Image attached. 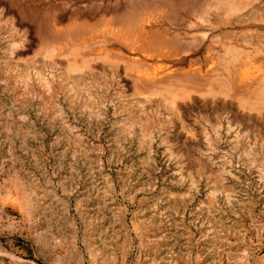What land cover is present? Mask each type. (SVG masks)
Returning <instances> with one entry per match:
<instances>
[{
    "label": "rangeland",
    "instance_id": "374dc122",
    "mask_svg": "<svg viewBox=\"0 0 264 264\" xmlns=\"http://www.w3.org/2000/svg\"><path fill=\"white\" fill-rule=\"evenodd\" d=\"M220 1L0 0V264H264V0Z\"/></svg>",
    "mask_w": 264,
    "mask_h": 264
},
{
    "label": "bare ground",
    "instance_id": "6f19581e",
    "mask_svg": "<svg viewBox=\"0 0 264 264\" xmlns=\"http://www.w3.org/2000/svg\"><path fill=\"white\" fill-rule=\"evenodd\" d=\"M220 2L222 3L221 6L223 7V11H224V13L226 15H230V14L234 15V14L238 13L240 11L241 7H242L241 4L240 3H237V2H235V3H229V2H227V0L226 1L225 0L223 1L222 0ZM10 29H11V32H13L15 30L14 25L11 26ZM57 49H58L57 46L49 45L48 46V51H49L48 53L51 54L52 56H54V54L57 51ZM86 65H87L86 62L78 63L77 62V58H75L74 61H71V62H69L67 64V72L68 73H71V74L78 73L84 67H86ZM206 84H208V86H206L207 87L206 90H203V87L204 86L201 89H191V90L187 89L185 86L183 88L172 87L171 89L164 90L163 91V94H167L168 95V97H169V99L171 101L170 104L172 105L173 109L176 108L177 104L180 101L185 100L186 98H189L192 94L199 95L200 97L209 96V97H212V98H216L218 96L227 97V94L228 93L229 94H232V89L229 86V84H228V82H227L226 79L225 80L220 79L215 84L212 83V82L211 83H206ZM48 89L51 90V91L53 90V93H54V89H53L52 85L49 84L48 85ZM30 91L32 92L34 90H32V88H30ZM158 93H160V92H157L155 94H158ZM51 96L54 97V94L53 95H50V97ZM74 98H71V102L72 103L74 101H76V99H74ZM239 100L241 101V105H242L243 108L246 107V106H250L251 108H253L255 110H263L264 109V84L256 92V94L254 95L253 98L246 99L245 97H241V98H239ZM56 110H58V108ZM141 118H140V116L135 115V113H133L132 115H130V117H128V119H127L128 120L127 123H125V126H126L125 129L129 131L130 128L135 127V126L138 125V127L141 128V133L143 134V140L150 139L151 133H152L151 131L152 130H151L150 124L148 123L149 121L148 122H145L146 120L143 121V119H141ZM13 188H14L15 192H17V194L19 195L21 201H24V203L26 204L25 206H27V208L29 207V210H30L31 207H30V202H29V199H28V195H27L26 191H24V188H23V185H22L21 181L18 180V179H16L15 182L13 183ZM0 249L3 250V251H5L4 247L1 244H0ZM22 264H26V263H22Z\"/></svg>",
    "mask_w": 264,
    "mask_h": 264
}]
</instances>
